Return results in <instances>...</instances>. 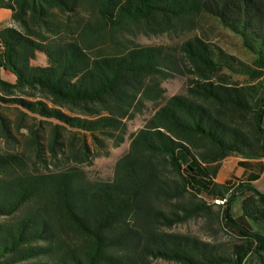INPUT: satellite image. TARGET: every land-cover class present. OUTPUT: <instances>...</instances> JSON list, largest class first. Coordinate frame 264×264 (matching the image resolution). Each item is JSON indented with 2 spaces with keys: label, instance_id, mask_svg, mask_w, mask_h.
<instances>
[{
  "label": "trees",
  "instance_id": "16d2710c",
  "mask_svg": "<svg viewBox=\"0 0 264 264\" xmlns=\"http://www.w3.org/2000/svg\"><path fill=\"white\" fill-rule=\"evenodd\" d=\"M0 8L13 21L0 26V73L14 76L0 74V138L12 146L0 151V264H264L257 175L215 180L227 156L244 166L264 160L262 3L0 0ZM201 15L238 35L251 63L198 35L170 46L129 39L183 34ZM38 53L44 65L31 63ZM176 74L189 76L185 93L166 98L162 81ZM145 102L154 111L130 134L112 179L89 178L79 166L92 157L86 135L118 146ZM8 106L15 120L3 114ZM201 216L234 240L229 253L166 230Z\"/></svg>",
  "mask_w": 264,
  "mask_h": 264
},
{
  "label": "rangeland",
  "instance_id": "374dc122",
  "mask_svg": "<svg viewBox=\"0 0 264 264\" xmlns=\"http://www.w3.org/2000/svg\"><path fill=\"white\" fill-rule=\"evenodd\" d=\"M264 5V0H258ZM84 16V15H82ZM198 27L194 30L187 31L179 35L171 34H159L145 36L139 34L137 36H129L132 43L141 45H163L170 46L180 44L182 41L193 37L201 36L210 43L216 44L223 51L228 54L235 55L237 58L251 63L252 54H250L243 46L241 39L238 35L224 27L214 18L209 15H201L197 20ZM36 65H44L45 58L41 53L37 54L35 60L31 62ZM189 76L176 74L168 79L162 81V86L165 90L164 97H169L174 94H184ZM234 81L245 82L246 78L242 75H234ZM155 104L151 102H145V107L140 113H136L131 119L126 120L127 132L124 136V140L118 146H114L112 141L105 140L102 146H96L89 135L87 136V142L92 154L91 160L88 163H82L79 166L86 172V175L93 180H110L113 177L114 165L116 160L124 154L129 147L130 134L135 132L137 129L142 127L147 119L150 118L154 111ZM3 114L11 120H15L16 112L12 106H8L2 110ZM30 120L27 119L26 123ZM21 133H26V129H21ZM48 129L45 130V136L47 135ZM73 130L64 132V141H68L72 135ZM76 137L82 138L79 132H76ZM16 137L22 141L23 136L16 134ZM18 150L22 149L21 145H17ZM12 150L10 144H6L2 138H0V151ZM65 154H68V148H65ZM221 164V163H220ZM50 169L55 168V165L49 164ZM231 181L234 180L230 179ZM259 183H257V186ZM233 210L238 212L239 202L233 203ZM169 232H178L183 234L195 235L203 240L212 241L217 244L223 251L229 253L232 240L219 226L218 224L212 223L210 227H207L206 219L201 217H195L187 220L184 223L175 224L170 228L166 229ZM160 264H179L173 261L156 260Z\"/></svg>",
  "mask_w": 264,
  "mask_h": 264
},
{
  "label": "crops",
  "instance_id": "0c3cea01",
  "mask_svg": "<svg viewBox=\"0 0 264 264\" xmlns=\"http://www.w3.org/2000/svg\"><path fill=\"white\" fill-rule=\"evenodd\" d=\"M10 25H13V21L11 20V11L5 8H0V26ZM0 74L3 79L11 82L14 80V76L4 70H1ZM239 161L245 160L235 155L227 156L221 160L215 180L222 183L233 178H244L249 174H255L257 175V178L251 183L257 190L264 192V160L249 159L246 160L247 164L245 166L239 164ZM257 183H259L258 186Z\"/></svg>",
  "mask_w": 264,
  "mask_h": 264
},
{
  "label": "built area",
  "instance_id": "2783aa9c",
  "mask_svg": "<svg viewBox=\"0 0 264 264\" xmlns=\"http://www.w3.org/2000/svg\"><path fill=\"white\" fill-rule=\"evenodd\" d=\"M214 202H220V203H222V202H224V201H220V200H215Z\"/></svg>",
  "mask_w": 264,
  "mask_h": 264
}]
</instances>
